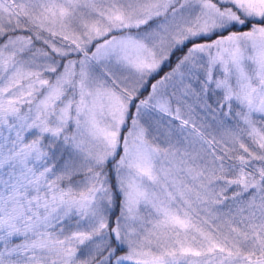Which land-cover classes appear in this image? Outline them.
Returning <instances> with one entry per match:
<instances>
[{
    "label": "snow or ice",
    "instance_id": "6c2138e0",
    "mask_svg": "<svg viewBox=\"0 0 264 264\" xmlns=\"http://www.w3.org/2000/svg\"><path fill=\"white\" fill-rule=\"evenodd\" d=\"M0 264H264V0H0Z\"/></svg>",
    "mask_w": 264,
    "mask_h": 264
}]
</instances>
